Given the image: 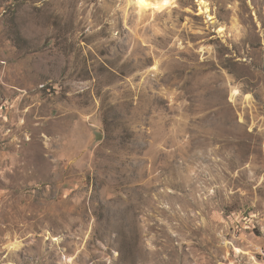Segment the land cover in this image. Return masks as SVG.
<instances>
[{
    "label": "rangeland",
    "instance_id": "374dc122",
    "mask_svg": "<svg viewBox=\"0 0 264 264\" xmlns=\"http://www.w3.org/2000/svg\"><path fill=\"white\" fill-rule=\"evenodd\" d=\"M0 264H264V0H0Z\"/></svg>",
    "mask_w": 264,
    "mask_h": 264
},
{
    "label": "bare ground",
    "instance_id": "6f19581e",
    "mask_svg": "<svg viewBox=\"0 0 264 264\" xmlns=\"http://www.w3.org/2000/svg\"><path fill=\"white\" fill-rule=\"evenodd\" d=\"M202 1H203V0H202ZM199 2H200V0H199ZM199 4H200V3H199ZM201 11H203L204 14L208 12V8H207V4H206V3H203V2H202V4H201Z\"/></svg>",
    "mask_w": 264,
    "mask_h": 264
}]
</instances>
